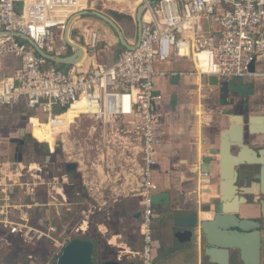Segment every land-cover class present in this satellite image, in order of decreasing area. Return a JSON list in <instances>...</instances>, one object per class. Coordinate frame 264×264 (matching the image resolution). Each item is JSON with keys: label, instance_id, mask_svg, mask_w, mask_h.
I'll return each instance as SVG.
<instances>
[{"label": "built area", "instance_id": "2783aa9c", "mask_svg": "<svg viewBox=\"0 0 264 264\" xmlns=\"http://www.w3.org/2000/svg\"><path fill=\"white\" fill-rule=\"evenodd\" d=\"M139 1L143 11L134 49H124L111 65L87 63L61 69L38 55L30 43L52 57L70 55L74 49L64 40L65 26L70 17L91 10L89 0L84 5L82 0H0V116L4 109L23 108L32 116H42L44 123L56 124L64 113L56 114V109L66 112L80 101L89 110L86 115L105 128L123 125L141 157L136 191L143 207L142 244L135 254L140 264H153L152 221L159 217L153 207L159 192L155 174L161 115L157 107L163 100L155 81L183 76L184 71L163 67L185 61L192 65L189 75L197 78L264 82V0ZM74 28L75 24L70 35ZM81 30L82 44L69 38L90 59L100 34L90 28ZM32 164L0 154V264H34L36 253L31 249H43L42 239L55 242L49 235L55 232L52 226L45 234L33 221L41 208L52 205L40 201L53 198L58 179L43 164ZM197 169L200 172V166ZM202 175L208 177L206 172ZM73 238L52 245L56 249L52 256L58 258Z\"/></svg>", "mask_w": 264, "mask_h": 264}, {"label": "crops", "instance_id": "0c3cea01", "mask_svg": "<svg viewBox=\"0 0 264 264\" xmlns=\"http://www.w3.org/2000/svg\"><path fill=\"white\" fill-rule=\"evenodd\" d=\"M82 1L84 5L86 0ZM98 1L101 2L102 9L110 10L115 15L123 18L122 20L127 23L124 27H120L124 38L130 46L135 44L136 40L132 39L130 25L135 20L136 10L140 5V1L89 0V7L91 9L95 8L98 12H101L99 11L101 6L99 7ZM89 19L82 17L77 20L76 18L70 28L71 32L75 24L77 28H90L100 34V42L95 53L90 59L86 57L84 64H114L124 48L120 45L118 38L109 26L96 18L97 21ZM77 24L81 25L78 26ZM76 42L82 44L83 40L79 39ZM163 68L182 72L192 70V65L185 61H178ZM176 68H180L179 71ZM206 82V78H197L193 74L189 75V73L155 81L156 91L163 98L157 107L161 115V129L159 131V148L161 150H158V157L159 154L163 153L172 161L178 156H181V158H178V162H176L179 166H174L175 169H178L177 178L174 179V176L170 174V170L165 172L164 176L166 179L164 181L158 177L163 190L156 193L153 197V207L159 214V217L154 218L152 221L153 264H209L208 259L203 256L202 245L194 247L189 243L178 240L173 241L170 233L174 224L175 214L197 210L200 220H211L215 214L214 206L218 199L220 181V133L227 129V125L230 123L228 120L232 114L227 116L226 111L229 107L220 101L218 87L212 86V88H208L205 85ZM205 91L207 95H215V101L213 100L212 104L214 121L211 124H209L210 122L206 124L204 129L203 123L201 121L199 123L196 116L184 113V108H189L190 103L181 105L178 100L180 96H186L191 100L193 95L201 94L200 92ZM231 95L230 99H236V97ZM198 97H200V101L208 99L206 95H199ZM80 106L83 108L82 112L86 113L83 104L78 107ZM175 108L178 109L177 114L172 113ZM69 124L63 130H59V134L66 132L70 128ZM171 145L175 148L171 149ZM198 166H200V172H198ZM203 172L208 174L207 178L203 177ZM132 190L136 193L131 196H124V200H115V209L108 211L110 214L107 218L102 219L101 223L98 222L96 225L98 230L95 231L97 235H100L98 238L104 239V236L106 237L102 241L103 247L101 249V261L103 262L116 260L121 264H140L135 253L140 250L142 244L139 221L143 207L141 205V197L136 188L134 187ZM248 211H250L248 204L240 207V217L246 218ZM261 224L263 240L261 264H264V221ZM82 229H85V225H83ZM231 264H236V262Z\"/></svg>", "mask_w": 264, "mask_h": 264}, {"label": "rangeland", "instance_id": "374dc122", "mask_svg": "<svg viewBox=\"0 0 264 264\" xmlns=\"http://www.w3.org/2000/svg\"><path fill=\"white\" fill-rule=\"evenodd\" d=\"M97 3L100 7L101 2L98 1ZM99 9H101L99 10L101 13L113 19L119 27H124L127 24L122 20V17L115 15L110 10L102 9V6ZM91 10H95V8ZM87 18H90L89 20L92 21L96 20L91 16H87ZM77 25L80 26L81 24ZM127 26L129 27V25ZM130 26L132 39H135L136 25L134 21ZM81 29L86 28H74L70 35L72 41H78L83 38V31ZM58 67L61 69L68 68L63 65H58ZM179 69L180 68H176L178 71ZM184 72L188 74L192 71ZM245 83L254 84L246 85ZM262 84H264L263 81H231L229 84L231 91L234 90L236 93H244L245 97H243L244 100L242 101L250 105L248 109L234 108L235 114L241 113L242 115H248L247 113L249 111H264V85ZM200 93L201 94L197 93V95H193V99L191 100L186 96H180L178 101L181 105L190 103L189 108H184V113H190L196 116L199 123L200 121L203 123V128L205 129L206 124L209 122V124H211L214 121L212 104L215 101V95H207L205 94L207 93L206 91ZM199 95H206L208 99L201 100V102L200 97H198ZM231 96L235 97L234 94ZM79 105L80 103L74 104L71 109L58 117L59 119L56 122L57 126L61 124L65 126L69 123L71 124H69L70 128H68L66 132L55 134V136L51 135L53 131L48 127L47 123H44L45 121L42 116H32V114L27 113L23 108H14L13 110L9 108L4 109L0 116L1 155L7 158H13L15 145L10 143L11 139L19 138V131L23 128L30 133L29 129L32 130L35 125H40L43 131L48 132L50 134L49 136H52L50 138L59 145L55 151L56 159L54 163L62 168L60 174H64V164L76 163L78 165L77 171L72 174L71 177H67V175L64 177L63 175V180L60 179L59 175H56L54 167H51L53 168L56 181L58 179L52 187L53 198H48L47 200L41 199L40 203H50L52 205L41 208L39 218L34 219L33 223L35 226H39L38 228L45 234H49L48 227L52 226L55 232L49 235L55 242H51L50 239H42L39 246L43 249H31V252L36 253V261H34V264H55L57 257L52 256L53 252L56 250L53 246H58L66 238H84L87 233L80 229L83 228V225H85V229L88 228L87 222L90 223L89 227L92 228V235H90V238L96 241L94 237L98 238L100 236L97 235L95 231L98 230L96 226L97 223H101L102 219L107 218L110 214L108 211L115 209V200L120 199L121 201L124 200V196H131L136 193L132 189L138 186L141 157L138 153L139 149L135 141L131 139L129 135H126V128L119 123L115 126L105 128L97 120L86 115L85 112H82L83 108L82 106L78 107ZM59 112L61 111L56 109L55 113L57 114ZM177 112V108L172 110L173 114H177ZM77 114L79 117L76 116ZM204 122H206V124H204ZM245 142L253 148L260 149L264 147V136H252L246 133ZM31 145L35 152L38 151V155L35 154V152H26L23 156V163L32 164L39 162L42 164V154L47 151L45 146L35 141L31 142ZM173 148L175 147L171 145V149ZM158 149L159 151L161 150V148ZM178 158H181V156H178L172 161L163 153L159 154L155 174V181L159 185V192L163 190L159 180L161 179L164 181L166 179L164 175L167 170H170V174L174 176V179L177 178L178 169H175L174 166H179V164H176ZM240 169L238 185L248 186L255 171L249 167ZM158 177H160V179H158ZM81 187L85 190L84 193L82 189H80ZM248 207L250 211L247 212V219L264 221V219H261V206L259 204L250 202ZM105 238V236L104 239L98 238L100 249L103 247L102 241H104ZM0 253H2V251H0ZM7 256L8 254H6V257ZM25 256L26 255L23 254L21 258L24 259Z\"/></svg>", "mask_w": 264, "mask_h": 264}, {"label": "water", "instance_id": "95a60500", "mask_svg": "<svg viewBox=\"0 0 264 264\" xmlns=\"http://www.w3.org/2000/svg\"><path fill=\"white\" fill-rule=\"evenodd\" d=\"M21 6V4H18ZM143 5H139L134 23L136 25V42L130 46L120 27L107 15L86 10L75 14L68 20L64 29V40L74 49L64 58L52 57L45 54L33 43H30L36 53L52 62L63 66L76 65L82 58L84 51L77 44L71 42L69 25L72 18L91 16L101 20L113 30L120 45L132 50L138 45L141 30V15ZM210 86L218 87L219 99L223 104L229 102V82L218 83L216 78L209 77ZM229 126L220 133L219 146V185L218 204L214 206L215 214L211 220H200L197 210L174 215V238L194 247L203 246V256L209 264H261L262 252V224L261 221L240 217V207L247 205L249 199L252 203L261 206V219H264V147L254 149L245 142L246 132L252 136H264V113H250L246 119L242 115H231ZM25 136V129L19 131V137ZM11 139L15 144L13 159L21 163L23 155L21 146L23 139ZM66 172L72 173L76 163H66ZM254 169L248 186H239L240 168ZM95 243L87 238H73L62 250L55 264H94L93 253ZM101 264H121L116 260L102 262Z\"/></svg>", "mask_w": 264, "mask_h": 264}, {"label": "flooded vegetation", "instance_id": "af4514ba", "mask_svg": "<svg viewBox=\"0 0 264 264\" xmlns=\"http://www.w3.org/2000/svg\"><path fill=\"white\" fill-rule=\"evenodd\" d=\"M211 93V92H210ZM231 93H233L236 97V99H233L231 98L230 99V95ZM215 94V93H213ZM243 97H245L244 93H236L234 92V90L230 91L229 93V102L227 103V107H229V109H227V116L229 115H242L241 113L239 114H235L234 111L235 109L234 108H240V109H248L250 108V105L249 103H245L243 102L242 100ZM220 103V102H219ZM221 104V103H220ZM250 113H264V111H260V112H252V111H249L247 114L249 115ZM248 115H242L244 117V119H246L248 117ZM229 121V120H228ZM229 125H227V128H228ZM245 126V133H244V137H245V134L247 133L246 132V125ZM64 127H66L65 125L61 124L60 126H57V124H53L52 126V131H53V135L55 136V134H59V130L63 129ZM30 133H27V131H25V136L21 139H23L24 141V144L21 146V150H22V155L24 156L25 153L29 151V153L31 152H35L34 151V148L33 146L31 145V140H30V136L33 138V140L39 144H43L45 146V149L47 150L45 153L42 154V160H43V166L45 168H47V171L49 173V175L51 177H55V175L53 174V168L51 167H54L55 171H56V175H59L60 176V179H62V176H70L72 174H74L76 171H77V168L72 172V173H67L66 172V167H65V164L63 165V168H64V174H60L62 172V168L60 166H58L57 164L54 163L55 159H56V149L57 147L59 146L58 144H56V142H54V140L50 137L52 136H49V134L47 132H44L43 129L41 128L40 125H35V127H33V129H29ZM29 142V143H28ZM15 145V144H14ZM15 148H16V145H15ZM256 149V148H254ZM257 150V149H256ZM14 152H15V149H14ZM35 154L38 155V151L35 152ZM33 157H38V156H33ZM78 167V165H77ZM80 189H82V192L84 193L85 190H83V188L81 187ZM252 198L249 199V202H252L251 201ZM218 199L215 203V206L218 204ZM204 208V207H203ZM87 218V217H86ZM87 224V227L86 229H80L81 231L83 232H86L87 234L84 236V238H87V239H90L92 240L94 243H95V250H94V253H93V260H94V264H101L103 261H101V249H100V242L98 241V238L97 237H94V239L96 241H94L93 239L90 238V235H92L91 233V229L89 227L90 223H86ZM171 233V237H172V240L175 241L176 239L174 238V224H173V227L170 231ZM177 241V240H176Z\"/></svg>", "mask_w": 264, "mask_h": 264}, {"label": "bare ground", "instance_id": "6f19581e", "mask_svg": "<svg viewBox=\"0 0 264 264\" xmlns=\"http://www.w3.org/2000/svg\"><path fill=\"white\" fill-rule=\"evenodd\" d=\"M136 7V6H135ZM73 20L70 22V27H69V31H70V28H71V24H72V22L76 19V17L75 18H72ZM87 56L85 55V53L83 54V56H82V58H81V60L77 63V66H81V65H83L84 64V61H85V58H86ZM83 104V102H80V101H77V102H75V103H73L72 105H74V104ZM83 106H84V104H83ZM85 108V107H84ZM86 109V108H85ZM91 110V109H90ZM89 112V110L87 111L86 110V113H88ZM47 125H48V127L52 130V126H53V124H51V123H47ZM48 133V132H47ZM49 134V133H48ZM50 135V134H49ZM52 136H54L53 134H51ZM64 137V136H63ZM33 165V164H32ZM100 169V168H99ZM101 170V169H100ZM101 172V171H100Z\"/></svg>", "mask_w": 264, "mask_h": 264}, {"label": "trees", "instance_id": "16d2710c", "mask_svg": "<svg viewBox=\"0 0 264 264\" xmlns=\"http://www.w3.org/2000/svg\"><path fill=\"white\" fill-rule=\"evenodd\" d=\"M65 110H66V109L62 110L60 113L65 112ZM30 140H31L30 142H33V141H34L33 138H32L31 136H30ZM28 143H29V142H28Z\"/></svg>", "mask_w": 264, "mask_h": 264}]
</instances>
